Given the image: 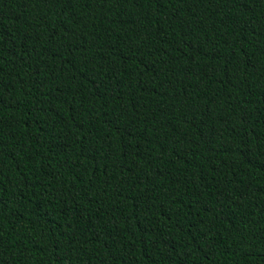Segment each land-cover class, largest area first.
<instances>
[{
    "label": "trees",
    "instance_id": "trees-1",
    "mask_svg": "<svg viewBox=\"0 0 264 264\" xmlns=\"http://www.w3.org/2000/svg\"><path fill=\"white\" fill-rule=\"evenodd\" d=\"M0 264H264V0H0Z\"/></svg>",
    "mask_w": 264,
    "mask_h": 264
}]
</instances>
